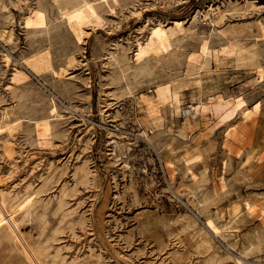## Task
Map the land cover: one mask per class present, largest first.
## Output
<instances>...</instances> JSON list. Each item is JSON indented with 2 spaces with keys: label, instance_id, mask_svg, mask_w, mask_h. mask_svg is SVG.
I'll return each instance as SVG.
<instances>
[{
  "label": "rangeland",
  "instance_id": "rangeland-1",
  "mask_svg": "<svg viewBox=\"0 0 264 264\" xmlns=\"http://www.w3.org/2000/svg\"><path fill=\"white\" fill-rule=\"evenodd\" d=\"M67 1L0 0L12 35L0 39V197L15 211L29 200L0 264H39L27 242L44 264H264V11L219 26L207 10L229 0H85L80 28ZM176 20L183 32L136 61L151 29ZM228 25H254L257 64L224 51ZM203 45L218 60L192 73ZM44 52L51 69L34 73L24 61ZM15 69L27 80L13 82ZM161 81L177 97L160 100ZM222 96L243 104L218 124Z\"/></svg>",
  "mask_w": 264,
  "mask_h": 264
},
{
  "label": "bare ground",
  "instance_id": "bare-ground-1",
  "mask_svg": "<svg viewBox=\"0 0 264 264\" xmlns=\"http://www.w3.org/2000/svg\"><path fill=\"white\" fill-rule=\"evenodd\" d=\"M231 1H233V0H229L231 8L227 11H223V10H221L220 6H217L216 12H213L214 6L210 5L209 9L207 10V19L209 20V22L220 26V24L223 23L224 20L226 19L227 15L241 16L242 17V16L248 15L252 12L264 11V4L257 1V0H237V1H239L238 3L231 2ZM86 6H87V4H86L85 0H79V1L78 0H73V1L70 0L64 4V7H62V14L69 21L74 20L76 22V24L78 25V27L81 28L82 24L87 20L86 16L84 15V12H83L84 7H86ZM199 12L200 11L197 12V15L199 14ZM212 13L214 14L213 17L211 16ZM253 26L254 25H228L224 28H219V27L217 28L219 33L227 39V44H228L227 47L228 48L224 49V51L225 52L228 51V54H233L235 57V61L239 66L255 65L258 62L257 52L255 51L254 47L248 45L245 40L249 36L254 35V34H252L254 27H256L257 33H263L264 34V26L261 23L256 24V26H254V27ZM183 30H184L183 29V22H181L180 20L173 21L171 23V25H168V26H162L160 24L157 27L152 28L147 39H146V41L143 43H139L137 46L136 55H135L136 61L142 60L144 57H146L147 55H149L151 53H153L154 55H159L162 52L163 48L167 47V45L169 44L171 39L174 36H176L177 34L183 32ZM11 36L12 35L6 36V33L0 32V39L4 42H10ZM214 58H215V60H218L217 55L213 54V52L210 51L206 45H203L201 47L199 54H191L189 56L187 69L189 71H191L192 73H194V72L198 73V71L201 69H207L211 63V60ZM24 63L34 73H37V74H40L42 72H45V71L51 69L50 57H49L48 52L32 55L31 57L25 59ZM189 77H190V75H189ZM193 77H195V76L193 75ZM10 78L13 82L20 83V82H24L25 80H27L28 75L26 74V72L23 69H15L14 72L12 73V76H10ZM197 79L198 78H196L194 80H197ZM181 81L182 80H180L179 82H181ZM186 82H187V80L185 81V84H186ZM197 84L199 85V83H197ZM192 85H193V83H192ZM195 87H197V86L195 85ZM178 88L179 87L176 86V83H175V85H173L172 83H166V82L163 83L161 81V83L157 86L156 93H157L158 98L160 100L166 102L169 100V98H171V96L177 97V95L179 93ZM242 104H243L242 99H236V100L227 99L226 100V97H224V96L217 98L212 105V109L215 113V116L218 119V124L223 123L225 120L233 117L234 114L236 113L238 107H240ZM210 107L211 106L203 105L202 109L207 110ZM54 111L55 110H53V112ZM258 111H259V106H256L254 108V110L252 111V113H257ZM252 113H247L246 117H249ZM6 117H7V115H6ZM10 120H11V118H10ZM156 121L157 122L159 121L158 117L153 116V114H152V115L147 117V119L144 121V124L146 126H149V125L155 124ZM1 128L2 127L0 125V129ZM37 132H38L39 138H45L48 134L47 123L43 122V123L38 124ZM248 152H250V150ZM247 160H250V159H247ZM5 199L0 197V230H4V232H2L0 235V241L1 240L10 241L11 240V241H14L17 243L18 239H19L18 236H19V234H21L20 227H19L20 221L18 220V217H17V211L26 209L29 205V200H27L24 204L22 203L21 205H19V207H18L19 209L17 211H15L16 209H14V210L11 209L13 206L10 208L9 205L11 203L8 205V203ZM231 207L232 208L230 211V215L236 214V212L239 208L238 205L235 204L234 206H231ZM6 215H7V217H6ZM20 238H21V235H20ZM21 240H22V238H21ZM25 241H26V239H25ZM26 247L28 250L32 251L35 256H37L36 260H37V262H39V264H44L40 260V258H38L39 253L36 251V249L34 247H32L28 242H27ZM23 248H25V247H23ZM25 250H26V248H25ZM24 252H26V251H23V253ZM27 255H25V258ZM27 257H29V255ZM32 258H33V256H32ZM32 262H33V264H36L34 261H32Z\"/></svg>",
  "mask_w": 264,
  "mask_h": 264
},
{
  "label": "trees",
  "instance_id": "trees-1",
  "mask_svg": "<svg viewBox=\"0 0 264 264\" xmlns=\"http://www.w3.org/2000/svg\"><path fill=\"white\" fill-rule=\"evenodd\" d=\"M258 1L264 4V0H258Z\"/></svg>",
  "mask_w": 264,
  "mask_h": 264
}]
</instances>
